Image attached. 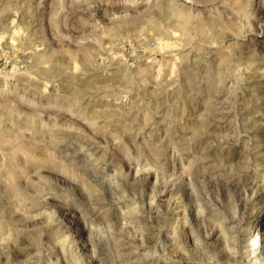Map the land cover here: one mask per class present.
Listing matches in <instances>:
<instances>
[{
  "label": "rangeland",
  "instance_id": "374dc122",
  "mask_svg": "<svg viewBox=\"0 0 264 264\" xmlns=\"http://www.w3.org/2000/svg\"><path fill=\"white\" fill-rule=\"evenodd\" d=\"M263 236L264 0H0V264H264Z\"/></svg>",
  "mask_w": 264,
  "mask_h": 264
},
{
  "label": "bare ground",
  "instance_id": "6f19581e",
  "mask_svg": "<svg viewBox=\"0 0 264 264\" xmlns=\"http://www.w3.org/2000/svg\"><path fill=\"white\" fill-rule=\"evenodd\" d=\"M263 24V23H262ZM260 31V30H259ZM262 32V31H261ZM259 34V33H258ZM217 111V110H216ZM93 156V155H92ZM256 235V234H255ZM264 237V236H263ZM251 239V238H250ZM253 240V239H252ZM261 240V239H260ZM264 242V241H262ZM258 243V242H257ZM260 243V242H259ZM248 245V244H247ZM262 245V244H261ZM250 247V246H249ZM231 258V257H230ZM250 258V257H249ZM252 258V257H251ZM250 263V262H249Z\"/></svg>",
  "mask_w": 264,
  "mask_h": 264
}]
</instances>
